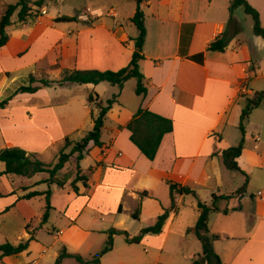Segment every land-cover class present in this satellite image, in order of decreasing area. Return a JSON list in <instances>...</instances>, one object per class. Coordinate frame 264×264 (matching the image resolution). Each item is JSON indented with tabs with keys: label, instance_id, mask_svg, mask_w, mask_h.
Here are the masks:
<instances>
[{
	"label": "crops",
	"instance_id": "obj_1",
	"mask_svg": "<svg viewBox=\"0 0 264 264\" xmlns=\"http://www.w3.org/2000/svg\"><path fill=\"white\" fill-rule=\"evenodd\" d=\"M231 1L146 0L141 5L142 10L144 6L148 8V12L143 10L146 36L142 47L144 58L139 61L146 93H135L138 99L123 104L118 97L124 84L120 90L112 85L116 87L117 98L106 117L113 123L103 124L101 147L90 143L99 151L92 156L89 144L79 161L81 174L86 176L85 185L78 181L74 191L69 184L75 177V161L66 166L73 157L58 172V177L70 173L62 187L46 182L48 177H39V173L31 177L13 176L17 178L0 175V199L9 196L12 200L0 208V214L16 206L26 213L27 201L34 197L45 199V192L51 191L50 210H59L63 217L61 227L53 228L52 237L60 245L54 251V261L62 248L87 261L103 248L109 230H124L129 237L136 236L168 209L161 231L144 234L139 242H127L124 234L114 233L112 248L100 257L99 264H191L199 253V240L189 231L200 213L199 200L214 208L208 213L207 225L211 233L218 235L213 246L223 264H264V120L250 117L257 110L264 114V99L246 120L243 147L235 158L244 173L238 171L243 179L238 181L240 186L228 182V176L232 175L223 169L219 156L228 146L237 145L242 137L237 129L247 99L264 91V86L254 84L264 78V38L246 32L244 19L237 11L239 7L230 15ZM247 1L257 10L264 27V0ZM112 2L118 5L120 1ZM6 6L0 0V9L4 11ZM40 9L46 13L44 6ZM135 10L125 19L131 21ZM94 11L96 15L83 20L90 24L75 30L64 31L52 25L62 22L56 21L57 17H73L65 14L50 18L42 14L32 24L10 25L14 34H9V40L0 48V101L20 85L28 84L30 74L41 79L40 75L49 73L60 76L64 69L115 71L125 67L134 50L136 26L132 21V27L123 26L114 7L106 15L115 19H100L95 24L93 20L104 14L99 7ZM237 26L240 30L235 33ZM222 34L228 36L226 48L209 50V44ZM240 38L245 40L242 42ZM101 83L53 84L34 93H17L0 112H9L13 121L21 122L22 126L17 128L16 136L0 129L3 140L0 149L16 146L27 153L34 152L39 159L54 144L69 152L71 145L65 146V138L73 143V133L85 131V127L92 129V115L98 113L96 102L105 103ZM84 90L86 94L82 95L80 92ZM89 91H95L97 100H88L92 94ZM52 92L58 95L54 103ZM17 99L19 103H14ZM139 107L173 122L172 131L164 134L153 160L130 141V132L124 127ZM41 127L48 142L37 146L42 143L32 138ZM30 143L37 147L29 146ZM87 156L91 161H86ZM3 170L4 167L0 172ZM168 182L193 193H175L171 198ZM244 183L245 190L238 192ZM31 191L41 194L23 198ZM32 217L27 214L22 232L16 235L15 245L29 239L27 249L3 256L0 263L36 262L27 260L32 255L30 242L34 240L33 231L29 230ZM60 264L84 263L66 257Z\"/></svg>",
	"mask_w": 264,
	"mask_h": 264
},
{
	"label": "trees",
	"instance_id": "obj_2",
	"mask_svg": "<svg viewBox=\"0 0 264 264\" xmlns=\"http://www.w3.org/2000/svg\"><path fill=\"white\" fill-rule=\"evenodd\" d=\"M46 0H35L33 6L38 8L42 7ZM136 3V10L130 20L134 23L138 30V35L134 40V50L132 52L130 61L125 67L118 70H68L64 69L59 79H37L34 75H29V82L26 85H20L15 89L13 93L5 97L0 101V108H4L13 96L17 93H34L42 86H50L53 84L63 85L66 83L75 84H98L100 82H108L111 85H116L120 90L128 79H136L135 93L137 95H144L146 93V86L144 85V76L139 69V61L144 58L142 54V47L146 36V29L144 26V12L141 5L146 0H134ZM241 7L244 12L251 16L253 21L252 30L257 36L264 38V27L261 26L259 21V15L255 8H253L247 0H232L229 6L230 15L235 8ZM33 11V7L30 5V0H18L15 4H8L2 15L0 16V48H2L10 38V35L6 32V27L12 24L22 25L25 23L32 24L39 16ZM17 13L16 21H12V16ZM40 14V12L38 11ZM232 17L230 16V20ZM56 21H72L74 17L60 16L55 18ZM240 30V26H237L235 33ZM228 43V36L222 34L217 36L208 46L209 50L223 51ZM202 56L201 54H199ZM98 95L96 93L89 95L88 100H97ZM117 94H114L110 99H107L105 103L97 101L96 106L98 108L97 115H92L93 127L88 131L80 140L71 142L67 137L65 138V146L71 145L69 152H65L64 149L60 151L54 164H48L40 160L35 153H27L25 150L12 146L0 149V162L4 163V170L0 172V175L6 176H26L31 177L36 173L46 172L48 178L46 182L55 183L59 187H62L70 178V173L64 174L62 177H58V172L64 167L66 163L73 157L75 159V177L70 181V186L77 191L75 185L78 181L84 182L86 176L81 174L79 161L84 157L87 152V147L90 143L95 146L101 147L102 142L100 140L101 130L104 124V119L108 110L112 104L116 101ZM264 99V91L256 92L250 99H247L245 106L242 108L240 114L239 129L242 137L239 143L235 146H228L219 154L221 162L228 169L237 170L243 173L237 166L235 158L240 154L243 147V135H244V121L247 120L251 110L257 107ZM124 127L130 132V141L138 148V150L149 160H153L156 156L160 142L164 134L171 132L173 129V122L170 118L161 116L146 108L139 107L133 114L131 119L124 125ZM244 174V173H243ZM169 193L171 198L175 193L188 194L193 193L190 189L183 187L177 183L168 182ZM245 190V183L239 189L238 192ZM41 194L37 191H31L24 195L23 198H30L32 196ZM51 191L48 189L45 192V210L42 216V220L46 221L50 209H52L49 197ZM197 206L200 210L197 221L189 231L193 233L201 244V252L196 254L191 264H223L219 255L214 250L213 243L218 238V235L210 232L207 225L208 213L213 210V207L207 206L205 203L198 200ZM168 216V209H165L160 214L154 224L144 227L140 233L136 236L129 237L128 233L124 230L111 229L108 231V235L103 248L94 254L91 259L84 261L79 255L66 252L65 248H62L55 259L54 264H60L66 257H73L77 261L84 264H99L100 257L109 251L113 245V234H124L127 242H139L144 234H156L159 233L164 225V222ZM31 238V237H30ZM28 240L21 241L18 244H13L9 241H5L0 244V262L3 256L18 254L28 247Z\"/></svg>",
	"mask_w": 264,
	"mask_h": 264
},
{
	"label": "rangeland",
	"instance_id": "obj_3",
	"mask_svg": "<svg viewBox=\"0 0 264 264\" xmlns=\"http://www.w3.org/2000/svg\"><path fill=\"white\" fill-rule=\"evenodd\" d=\"M2 1L6 6L8 4H15L18 0H1V2ZM34 1L35 0H30V5L33 7V11H36L37 13L36 12L35 13L41 16L42 15V13L40 12L41 9L36 6H33ZM112 1L113 0H46L43 5L46 9V13L43 14V17L44 18L57 17L63 14L73 16L75 20L62 21V22H57V23L53 22L52 25L57 28H61L64 31H66L67 29L75 30L78 27L90 24V23L86 24V22H83V20L78 19V15L82 14L83 11L89 10L91 12V14L89 15V19H91V17L94 15L93 14L94 9L98 7L101 8L104 15L100 17L99 19L93 20L95 24H99L100 19L108 20V21L109 19H115L114 17H109L106 15L107 11H109L111 7H114L115 12H117L116 15L119 16L118 19L121 20L123 26L127 25L129 28L132 27L131 25L133 24L131 23V21H128L127 19H125L124 16H126L127 14H131L132 9L136 8L135 1L119 0L120 2L118 3V5H116ZM143 10L145 12H148V8L146 6L143 7ZM2 11L3 10L0 9V14L2 13ZM38 11L40 12V14L38 13ZM237 11L240 14V16L244 19V25L246 27V32L249 34H252L253 33L252 32L253 21H252L251 16L246 14L243 8L241 7H239ZM16 19H17V13H14L12 16V21H16ZM5 30L8 34H14L11 26L6 27ZM72 36L74 35H71L69 37H72ZM240 40L243 42L245 38H240ZM51 55L55 57V53L53 51ZM35 75H40V73H36ZM40 76L43 78H48V79H57L60 77L59 75L57 77H54V75L53 74L51 75V73H49V75L43 74ZM252 81H254V79L250 80L248 83L250 86L249 88H252L250 85L252 84L251 83ZM256 83L260 84V86H264V78H259L255 80L254 84ZM135 85H136V79L134 78H130L124 83L123 89L118 97V101L120 103L129 105L131 102V99H135V100L138 99L134 92ZM100 90L102 92L101 95L103 96L102 99L104 100V102H106L107 99H110L114 93H116V87L110 85L108 82H102L100 84ZM252 90L255 91L254 89ZM80 93H82V95H85L86 90L81 91ZM91 93L94 94L95 91H92ZM50 96H51L52 102L53 103L56 102L54 99L58 96L56 92L55 93L52 92ZM18 101L19 99H17L16 102L14 103H17ZM86 101H87V97H84L83 102L85 103ZM91 108L93 112L96 111V107L94 105ZM8 113L9 112H4V113L0 112V129L6 132L9 136H16V130L17 128L22 126V123L13 121L12 117H10V114ZM250 117H252V119L257 118L260 121L264 120V114L260 112V110L253 111L252 116ZM112 123L113 122L111 121V119L106 117L104 124L110 125ZM243 126H244V130L247 131V121H244ZM41 128L42 129L37 130L38 134L36 135V137L32 138L33 140H37L42 143L41 145H37V146H42L43 144H46L45 142L48 139V136L45 133H43L45 132L44 128L43 127ZM87 129H91V127L89 128L85 127V131H80V133H73L72 136L70 135L71 139H73L74 141L80 140L87 133L86 132ZM29 133H27L26 135H28ZM237 133L241 134V131L239 128L237 129ZM2 145H3V140L0 137V146ZM29 146H35V144L32 145L30 143ZM89 147L92 149L90 152L92 156L94 155V153L99 151L98 148L94 147L92 144H90ZM38 148L41 149V147H38ZM60 148H61L60 144H57V145L54 144L53 148L50 149L48 152H45V153L42 152L40 160H42L45 163H54L56 161V157L62 150ZM30 153H34V152H30ZM74 161L75 159L71 160V162L69 161L70 163L68 162L69 164H67L66 167L72 166L74 164ZM86 161L87 162L91 161V158L87 156ZM3 167H4L3 163L0 162V169H3ZM223 169L226 171V173L232 175V176H228V180H229L228 182H231L233 186L234 185L236 186V184L237 186H240L238 184H241V183H238V181L239 182L241 180L243 181V179L241 178L242 176L239 174V172L233 169H228L225 166ZM38 176L48 177L49 175L48 173L45 172L41 174L39 173ZM8 177L17 178L13 176H8ZM11 201L12 200L9 196H4L2 199H0V208H2L5 204H8V205L11 204L12 203ZM45 204H46L45 199L43 197H34L31 200L27 201V205L29 206V208L24 207V210H26V213L31 214V216H33L32 219H30L31 226L29 227V230L33 231V234H34V240L30 242L32 255L29 256L28 259L27 258L26 259L27 260L36 259V262L34 264H54L55 262L54 261L55 257H53L55 254L54 251L56 249V246H60L59 241L57 239H54L52 236H53V228L61 227L60 225L62 223V218H63L62 214L60 213L59 210H50L46 221H43L42 218H37L38 215L40 216L43 215ZM26 213L19 211V206H16L0 214V244L4 243L6 239L13 244H15L18 241L16 239V235L18 233H21L23 230V225L26 222L25 218L27 217ZM192 239L193 241H196V238L193 236H192ZM197 243L199 247L198 252L200 253L201 252L200 244L199 242ZM42 249L45 250V253H41Z\"/></svg>",
	"mask_w": 264,
	"mask_h": 264
},
{
	"label": "built area",
	"instance_id": "obj_4",
	"mask_svg": "<svg viewBox=\"0 0 264 264\" xmlns=\"http://www.w3.org/2000/svg\"><path fill=\"white\" fill-rule=\"evenodd\" d=\"M41 13L44 14L45 13V10H42ZM90 14H91V12L88 13V11H84L82 14L78 15V19L84 20V21H88ZM93 14L96 15V12L94 11ZM258 194L260 195L261 192H258Z\"/></svg>",
	"mask_w": 264,
	"mask_h": 264
}]
</instances>
